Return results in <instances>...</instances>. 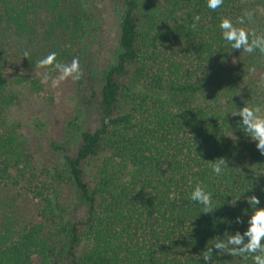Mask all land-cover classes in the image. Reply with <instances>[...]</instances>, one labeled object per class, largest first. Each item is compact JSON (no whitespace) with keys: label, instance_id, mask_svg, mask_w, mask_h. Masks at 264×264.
I'll return each mask as SVG.
<instances>
[{"label":"trees","instance_id":"1","mask_svg":"<svg viewBox=\"0 0 264 264\" xmlns=\"http://www.w3.org/2000/svg\"><path fill=\"white\" fill-rule=\"evenodd\" d=\"M108 2L118 35L97 72L85 56L101 33L94 0H0V187L43 202L36 218L15 208L0 213V264H204L202 252L226 230L247 229L255 209L245 197L256 195L264 207V156L232 116L246 100L264 109V56L233 50L219 29L222 18L235 23L264 0H224L216 11L207 0ZM242 27L264 32V14ZM50 52L62 63L78 57L83 75L66 128L72 138L51 143L62 161L37 174L10 112L24 91L39 94L46 84L10 59L30 69ZM83 113L96 115V129ZM220 158L228 167L216 176L210 162ZM197 183L212 193V213L189 199ZM63 190L84 210L81 219H67ZM211 264L252 259L214 251Z\"/></svg>","mask_w":264,"mask_h":264},{"label":"rangeland","instance_id":"2","mask_svg":"<svg viewBox=\"0 0 264 264\" xmlns=\"http://www.w3.org/2000/svg\"><path fill=\"white\" fill-rule=\"evenodd\" d=\"M97 6V14H99L98 22L101 26L100 36L94 42L90 43L89 50L86 52V61H90L92 69L101 72L111 61V56L116 45L118 35V18L116 7L108 2V0H94ZM45 18V16H43ZM39 25H44L42 20L38 22ZM44 49H39V52ZM18 56H21L17 53ZM22 57V56H21ZM40 58V56L38 57ZM25 60L14 63L10 59L11 65H17L19 73L34 74L38 80L42 82V69H38L36 65L33 68L25 69ZM27 65V63H26ZM11 69H5V72H10ZM55 75V73H53ZM21 103L14 107L10 112V119L19 121L22 126V133L28 139L29 152L33 156V165L38 168L37 174L40 171H50L54 163L62 161V155L54 152L51 148V143L68 144L71 130L66 129L68 122L72 121L77 115L75 113L79 98L77 96L76 81L68 80L61 84L58 89H51L48 85L39 94H28L23 92ZM85 117V123L90 130L98 127V120L96 115L91 114L90 117L82 114V120ZM36 123H39V128H36ZM68 153L75 152L74 146H69ZM43 175V176H42ZM37 175V179L44 178V174ZM32 195L23 196L17 190H11L8 187H0V213H9L15 208L19 214L25 218H36V210L41 206L42 199L34 198ZM74 194L63 190L61 198V208L67 219H81L84 210L77 206L74 200ZM14 200H17L16 204Z\"/></svg>","mask_w":264,"mask_h":264},{"label":"clouds","instance_id":"3","mask_svg":"<svg viewBox=\"0 0 264 264\" xmlns=\"http://www.w3.org/2000/svg\"><path fill=\"white\" fill-rule=\"evenodd\" d=\"M223 4L224 0H207V7L212 11L221 8ZM257 13L264 14V7L258 6L255 9L246 10L237 17L235 23L228 17L222 18L219 23L221 39L233 50L242 51L248 55L258 51L264 56V32L258 34L255 29L242 27L246 23L254 22ZM193 20L199 22L200 17L194 16ZM191 27L195 30L197 23H193ZM23 55L28 58L30 54L25 51ZM36 67L43 70L42 83L51 89H58L63 82L68 80L79 81L83 75L78 57H73L70 63H62L57 60L56 52H50L44 58L39 59ZM256 72L255 66L248 69L250 76L255 75ZM261 83L264 85V80ZM243 104L244 106L236 110L232 116L240 117L237 128L255 144L256 149L264 156V109L250 105L248 100L243 101ZM210 166L212 172L220 176L228 164L225 159L220 158L215 162H210ZM189 199L201 205L205 214L213 212L212 193L207 191L203 184H196ZM245 199L251 208L255 209L247 219V229L243 233L237 230L234 234L226 230L222 237L219 236L220 238L214 240L211 247H206L202 252L204 264H211L214 251L217 255L227 254L241 257L244 260L250 257L252 264H264V207H257L261 202L256 195L247 196ZM239 200L240 198H237L236 202ZM235 222L243 223L240 217H237Z\"/></svg>","mask_w":264,"mask_h":264}]
</instances>
